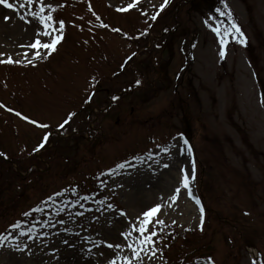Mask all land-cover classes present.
<instances>
[{"label":"rangeland","instance_id":"obj_1","mask_svg":"<svg viewBox=\"0 0 264 264\" xmlns=\"http://www.w3.org/2000/svg\"><path fill=\"white\" fill-rule=\"evenodd\" d=\"M171 1L160 10L164 0H138L131 9L120 11L133 0H44L55 8L54 19L67 23L65 41L44 61L46 58L34 59V50L27 59L23 55L28 49L24 44L34 42L38 27L27 15V0H9L13 8L0 4V61L11 58L12 64L21 65L13 66L21 73L0 69V148L29 155L43 131L25 126L24 121L55 127L69 113L76 112L81 119L88 109L94 113L91 127H101L106 134L101 141L89 140L86 134L74 139L66 136L52 165L43 159L46 164L37 171L41 176L36 187L28 183L30 175H22L18 179L22 184L16 188L1 185L0 177V211L15 207L0 217V235L6 237L0 242V264H108L117 255L129 256L133 264H163L157 243L155 256L142 253L143 259L137 261L126 245L139 233L133 232L127 240L121 235L157 203L163 207L155 219L175 225L180 232L192 231L186 243L181 242L183 247L178 246L186 255L184 264H259L251 250L264 256V0H187L196 4L193 8L190 3H180L177 16L181 25L173 44L168 36L162 41L151 37L144 17L132 12L160 15ZM67 2L73 7L66 12L62 6ZM139 20L147 31L137 26ZM233 23L240 27L246 43L229 36L226 55L221 58L213 29L220 27L223 32ZM148 34L147 44L138 47L137 40ZM191 43L193 60L185 64L183 44L187 49ZM40 51L42 56L47 52ZM137 52L135 66L127 63L125 75L116 79V69ZM17 60L21 63H15ZM160 60L163 64H158ZM39 61L43 63L35 68L24 67ZM138 77L143 78L142 83H136ZM153 82L155 87H151ZM127 83L148 89L137 90L119 106L112 103L108 113H96L100 105L101 110L108 105V91L117 93ZM9 114L13 119H8ZM72 124L83 125L72 119L66 127ZM185 124L190 126L203 163L201 187L198 173L191 183L193 197L204 208L202 230L199 206L187 190L182 188L175 202L169 199L179 186L181 168L191 173L193 153L179 154L180 146H190L183 145ZM57 132L64 135L70 129ZM158 142L175 147L171 154L156 148L152 159L139 165L124 164L120 176L108 180L103 203L84 212L64 210L61 216L50 215L31 235L21 236L19 229L11 227L42 201L61 198V188L97 181L104 170ZM1 157L14 161L5 154ZM109 243L124 247L117 252L107 247ZM173 255L176 258L178 253L173 250ZM117 264L121 262L117 260Z\"/></svg>","mask_w":264,"mask_h":264},{"label":"snow or ice","instance_id":"obj_2","mask_svg":"<svg viewBox=\"0 0 264 264\" xmlns=\"http://www.w3.org/2000/svg\"><path fill=\"white\" fill-rule=\"evenodd\" d=\"M138 3V0H133V3H130L127 5L126 8L119 9L120 11H127L128 9H131ZM168 0H164V3L160 5V10H163V8L167 5ZM0 4H3L7 8H13L14 5L9 2V0H0ZM36 5V8H32V5ZM27 5L29 7V11L27 15L31 16L37 23L38 27L35 32V39L34 42L31 44L27 45V47L31 49H35L34 53V59L35 58H46L47 55H51L52 52H55L57 50V45L61 42L63 39V33H64V28H65V23L63 20L56 21L52 15V13L55 11V8L51 4H45L44 0H27ZM227 5H225L226 7ZM21 7H24L23 4H21ZM47 10V11H46ZM219 11V10H217ZM145 15L147 13H144ZM159 13H155L152 15L151 19L155 20L157 15ZM221 15H224V13H220ZM230 15V13H229ZM9 17H5V19H8ZM22 19L24 17H21ZM58 24V27H57ZM219 38V44H220V56L223 58L226 55V48H227V43H228V37L231 36L233 40H236L237 42L241 44L246 43V38L244 37L243 32L241 31L240 27L233 23L231 25L230 29H224L222 32V29L220 27H216L213 29ZM41 37H47V41H42ZM41 49L47 50L44 56L41 55ZM25 59H27V53H25ZM9 63L13 62L11 58L8 59ZM32 60H29L28 63H32ZM15 63H21V61L17 60ZM137 84H139V81H136ZM90 99V97H89ZM113 99H117V97H113ZM262 103H264V100H262ZM11 110V109H10ZM17 115H20V113H17ZM75 113H69L67 118L63 121L62 124L59 125L60 128H63L66 124L69 123V121L72 120L73 116ZM25 119H28L27 117H24ZM30 123L36 124V121H29ZM40 127H48L46 124H40ZM49 138V134H46L43 137V142L38 145L36 151H38L40 148L44 146V143L47 142ZM183 145L187 146L188 141L185 140L183 141ZM175 147V145L172 146H165L164 147V152L167 154H171V148ZM188 153L189 155L192 153V148L190 146L184 147L180 146L179 147V154L184 155ZM4 153H0V156H3ZM165 167H168V165H164ZM117 167L123 168L125 167L124 164H120ZM195 179V162L194 160L192 161V168H191V173H189V170L187 168H181V178L179 181V186H177L174 190V194H172L169 199L172 202H175L178 199V195L181 192V189L187 190V194L190 197H193L192 190H191V183ZM59 195V194H58ZM51 199V198H50ZM83 199H88L87 196L83 197ZM195 203L199 206V211H200V221H201V230H202V225H203V213H204V208L201 205V202L198 198L193 197ZM109 208L112 207V205H108ZM163 207V204L157 203L154 206H149L147 210L142 212V216L137 218V222L130 224L129 230L126 232H122L121 235L125 237L127 240L128 238L131 237L133 232H138L139 235L136 238L135 241L132 243H128L126 247L131 250L132 252V257H134L137 261H140L143 259L141 256L142 253L147 255V253L151 252L153 256H155V253L157 251L155 247V241L153 240V237L158 235L159 231L163 230L164 226V221L160 219H155L157 217L158 213H160L161 209ZM42 209L37 208L35 211H41ZM124 213H122L123 215ZM25 216H29L30 213L26 212L24 213ZM63 223V221H61ZM155 224V226L159 227H153L151 230H149V226ZM175 223V221H173ZM13 229L20 228L21 225L20 223L13 224L11 226ZM32 229H29V232H31ZM21 236L27 235L24 231L20 232ZM6 237L0 235V242H2ZM15 247L18 250H23L19 248V245H15ZM26 247V246H25ZM107 247L109 249H115L117 252L119 250H122L124 245L121 243H116V244H107ZM90 251V250H89ZM117 260L121 262V264H133L132 258L129 256H119L117 255L116 259H111L109 260L108 264H117ZM209 261H211V258H209ZM199 264V262H197Z\"/></svg>","mask_w":264,"mask_h":264},{"label":"trees","instance_id":"obj_3","mask_svg":"<svg viewBox=\"0 0 264 264\" xmlns=\"http://www.w3.org/2000/svg\"><path fill=\"white\" fill-rule=\"evenodd\" d=\"M173 21H175V18H173L172 17V15L171 16H169L168 18H166V19H164V20H161L160 22L165 26V25H169V26H174V23H173V25L170 23V22H173ZM175 36H171L170 38V40L171 41H173V38H174ZM87 119V118H86ZM85 119V120H86ZM85 120L83 121V124H87L86 122H85ZM88 120H90V119H88ZM88 122V121H87ZM89 124V123H88ZM87 129H89V127L87 128ZM91 131V130H90ZM79 134V133H78ZM57 141L56 142H59V140L58 139H56ZM34 161H36L35 159H32L31 160V162H34ZM18 164H19V166L20 167H22V164H23V162L22 161H19L18 162ZM0 177H1V179L3 180V182L6 180V174H5V169H2L1 170V172H0ZM100 192V191H99ZM98 192V193H99ZM98 193H95V194H98ZM92 195H94V193H89L88 194V196H92ZM83 197H85L84 195L83 196H81V197H78L77 196V194L74 192V193H72V194H69L68 195V197H67V200L65 201L69 206H73V205H76V204H80L82 201H84V200H86V199H83ZM89 199H90V197H89ZM37 217V216H36ZM26 224L29 226L28 228H30L31 229V224L32 223H28V222H26ZM169 246H170V243L168 244ZM170 248V247H169Z\"/></svg>","mask_w":264,"mask_h":264}]
</instances>
